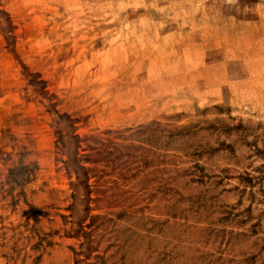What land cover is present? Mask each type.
Wrapping results in <instances>:
<instances>
[{
	"label": "rangeland",
	"instance_id": "obj_1",
	"mask_svg": "<svg viewBox=\"0 0 264 264\" xmlns=\"http://www.w3.org/2000/svg\"><path fill=\"white\" fill-rule=\"evenodd\" d=\"M0 264H264V0H0Z\"/></svg>",
	"mask_w": 264,
	"mask_h": 264
},
{
	"label": "trees",
	"instance_id": "obj_2",
	"mask_svg": "<svg viewBox=\"0 0 264 264\" xmlns=\"http://www.w3.org/2000/svg\"><path fill=\"white\" fill-rule=\"evenodd\" d=\"M83 169H84V167H82ZM87 168V167H86ZM31 212H32V214H39L40 213V210H38V209H31Z\"/></svg>",
	"mask_w": 264,
	"mask_h": 264
}]
</instances>
